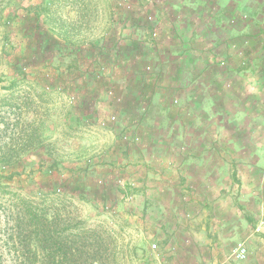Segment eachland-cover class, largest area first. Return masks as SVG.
<instances>
[{"label":"rangeland","instance_id":"rangeland-1","mask_svg":"<svg viewBox=\"0 0 264 264\" xmlns=\"http://www.w3.org/2000/svg\"><path fill=\"white\" fill-rule=\"evenodd\" d=\"M260 1L0 0V169L12 176L9 183L30 201L43 203L42 194L53 193L64 202L56 204L61 216L71 221L106 226L105 264H264V122H253L246 130L240 120L241 129L232 132L239 140L235 154L220 151L219 157L204 150L203 157L186 158L185 136L194 131L169 127L167 134H178L173 150L166 152L164 127L171 122L163 123L164 107L153 99L148 102L147 94L139 96L137 119L130 117L132 105L126 107L140 89L147 92L148 83L107 69L133 59L130 55L138 48L129 39L137 34L145 43L150 37L160 41L172 21L175 40L181 20L195 32L211 23L209 39L223 30L214 27L220 8L236 7L240 17ZM171 8L176 13L167 16ZM157 20L163 22L161 30L155 27ZM234 23L242 25L239 18ZM60 38L73 45L76 56L63 54L69 50L60 47ZM85 41H90L87 50ZM171 52L174 61L193 60ZM239 57L231 62L233 68L241 66ZM92 60L98 64L91 65ZM129 62L136 68V62ZM174 65L179 70L180 64ZM142 71L151 74L153 69ZM248 74L238 81L244 84ZM169 79L181 82L180 75ZM124 82L128 88L121 90ZM110 115L115 122L101 126ZM134 135L137 141L129 139ZM221 142L220 147L233 148ZM232 165L235 177L228 178ZM204 172L207 180L197 183ZM170 180L175 181L171 187ZM0 199V264H27L20 252L32 243L15 228L12 198L6 194ZM239 245L245 248L243 259L236 257ZM34 263L41 264L40 258Z\"/></svg>","mask_w":264,"mask_h":264},{"label":"crops","instance_id":"crops-1","mask_svg":"<svg viewBox=\"0 0 264 264\" xmlns=\"http://www.w3.org/2000/svg\"><path fill=\"white\" fill-rule=\"evenodd\" d=\"M172 11L174 10H172L171 8V11L168 13V15L166 11V15L170 16V14L172 15V13H176L175 11ZM221 11L223 12L222 14L226 13L224 12L225 10ZM255 11L258 12L257 15L254 16ZM235 12V21L237 20V18H239L240 22H242V25L240 28H238L232 20L231 25L227 26L228 33L231 39L222 38L221 34L222 32L224 33V31L221 29L220 31L222 32L216 33L214 37H211L209 35L210 38L206 39V36H203V31L206 30V23L203 24L201 31L195 32L196 29L190 26V23L183 26V21L180 20L182 24L180 26H176V30L178 31L179 29V37L173 40V33L171 30V28L173 27V23L171 24L172 21H170L168 27H166L167 34H163V37L160 40V47L154 50L151 49V41L154 39H151L150 37L148 40H151L148 43H145L139 39L140 37L137 34L135 35L136 38L134 37L132 40L129 39V42L133 45H136L138 48V51L136 53L130 55L131 57H133V59L131 60V58H128V61H122L120 65L116 64L114 66L112 64L113 68H107L109 72H114L115 74L120 73L124 77L130 76L131 74L132 76L136 75L138 76L140 83H148L147 92H142L143 90L140 89L136 94L137 97L133 95L135 97V100L130 101L127 98V100H129L130 102L126 104V107L128 106V104L132 105V113L130 114V117L132 119H137L139 117L135 116L138 112L135 107L139 109V107L141 106L140 98H142L143 95L147 94L149 96L148 102L149 100L153 99L157 101V105L161 104L164 107V112L166 113V115H164L163 123L167 122L168 120H170L171 122L172 126H166V129L164 127V132L167 131L169 127L172 128L176 127L177 125H179L180 127L183 126V129L186 130V133L188 134L194 131V135L187 134L188 136H185V144L186 146H188V151L185 153L186 158L188 156H191L190 154L196 155L197 158L203 157L204 150H206L208 154L212 153V156H214V153H216L215 156L217 157H219L220 151H223L226 156L227 154L233 155L235 154V152L233 151L235 150L234 142H239V140L237 141V138L235 137L232 138L234 136L232 132H237L239 129H241V123L239 121L242 119L244 120L243 123L245 124L244 128H246V130H251L252 125L250 124H252L253 122H264V86L251 84V75L246 76L247 79L245 80L244 84L240 86L237 85L238 74L236 73L235 69H232L231 67L232 63L235 62L237 54L230 49L231 43L233 42L232 44H234V41L236 40L233 39L234 37H236L237 32H244L248 35L260 33L259 37L261 38V43L264 42V14H262L264 13V0L256 3L254 9H250L248 7L247 11H245L246 13H244L240 17L237 16L239 14V11L235 9ZM222 17H224V15H222ZM205 20L206 19H203V22ZM155 22H157L155 27L161 30V27L163 25L162 20H157ZM139 29H141V33L144 34V31L146 29L144 27H141ZM249 39H251V41L254 40V38ZM213 40H215L214 43ZM59 42L60 44H63L60 45L63 50H69L63 53L64 55L67 54L69 56H76V52L71 50L73 45L70 42H65L64 40H61V38ZM89 42L90 41H85V43L83 44L86 50L88 49L87 45L89 44ZM192 42L193 46L197 49L195 50V53L197 55L196 61L197 63L200 62V66L198 67H195L193 65L196 64L195 57L192 56L193 60L191 58H187V56H191L193 53L191 51L194 48L190 45ZM93 43H96V41ZM183 44L187 46V52L182 53L180 58H187V62L174 61V57L169 56L172 52H169V54L168 51L179 52L183 48ZM207 44L213 46L211 51L208 53H206ZM64 45L70 47V49H67V47H64ZM96 48L98 47H95V49ZM59 53L61 54V50L59 51ZM59 53L58 55H60ZM207 54H209L210 57ZM98 55H103L102 51H99V49ZM219 60H222L221 62L223 63L226 62L227 64H229L228 69H221V67H217V65L216 68L218 69H215V62L218 61L219 63ZM129 61L136 62V68L130 67L131 63ZM90 63L91 65H93L94 63L98 64V62H94V60H92ZM175 63L180 64L179 70L174 65ZM98 66L102 67V62H100ZM209 66H214V68H210ZM151 67L153 69L151 74L143 73L142 68L148 71L149 69H151ZM176 75H180L181 77V82L178 85L170 81L171 79L167 80L168 76L174 77ZM157 76L159 78H157ZM126 83L124 82L125 85L123 84V86H121V90L128 88L126 86ZM239 92L250 94L252 93V95L255 93L256 94L253 95L254 100L247 99L245 101L238 99ZM258 93H261L263 97H257ZM125 96L127 95L125 94L124 97ZM176 97H178L179 99H174ZM175 103H177L178 105L176 106ZM178 107L181 109L180 111H178L177 113H171L173 108L177 109ZM126 112H128L127 108ZM161 124L162 122H160L158 125L160 126ZM165 134L166 137L164 138V140H166V152L167 150L168 152H171L173 150L172 140L174 136L178 134V132L174 130L171 134H167L166 132ZM205 136H207V142L204 140ZM244 138L245 137L241 139V142L245 144L246 141H244ZM222 139L225 140L226 143L230 142V144L233 145V148L230 146L229 147L232 149L228 147H220ZM193 141H196V143L194 144ZM247 147L248 146L245 145L244 148ZM180 164L181 166L185 167L186 161L182 160ZM170 167H174V164L172 162ZM227 171L229 172L228 178H231V175L235 177V169L233 165L232 167H228ZM202 175L203 177L198 179L197 183H199V180H207L205 178L206 173L204 172ZM168 183L171 187L172 184H175V181L170 180L168 181ZM176 187L178 188L177 184L173 186V188L175 189Z\"/></svg>","mask_w":264,"mask_h":264},{"label":"trees","instance_id":"trees-1","mask_svg":"<svg viewBox=\"0 0 264 264\" xmlns=\"http://www.w3.org/2000/svg\"><path fill=\"white\" fill-rule=\"evenodd\" d=\"M202 6H199V8H202ZM225 9L220 8L216 11L215 14L218 16V19H215L216 26L214 27L221 25L220 28L224 30V33L222 32L221 34L222 38L231 39L227 26L231 25L232 20L234 23L236 19V7ZM204 10L206 11L207 9ZM221 10H225L224 12L228 13L229 16L225 17L226 13L222 14ZM209 25L211 23L207 22L206 30L208 32L211 31ZM206 30L203 31L205 34L203 36H207ZM176 33L179 37V33ZM259 34L248 35L244 32H237L236 37L233 39L236 40L234 44H232L233 42L231 43L230 49L240 56L241 66L233 68L231 65V67L236 72L238 71L237 69L240 70L238 71L239 73L237 72L239 77L242 78L244 73L248 72V75H251L259 86H264V48H259V50L256 48L258 45L264 47V44L261 45ZM240 38L241 40L237 41ZM249 38H254V40L251 41ZM158 40L159 38L151 41V49L154 50L160 47L161 41ZM148 42L147 40L146 43ZM237 43L239 46H237ZM190 45L194 48L191 51L193 53L190 57H197L195 53L197 49L193 46V42ZM211 47H206V53L211 51ZM186 48L187 46L183 44V48L178 52L177 56H181L182 53L187 52ZM238 49L240 50L238 51ZM221 61L219 60V63L218 61L215 62V69H218L216 65L217 67L228 69L229 64ZM209 67L214 68V66ZM157 78L159 77L157 76ZM20 79H18V82L23 81V79ZM237 85L240 86L242 84L237 81ZM238 94V99L245 101L247 99L254 100L253 95L255 94L243 92H239ZM259 96L263 97L261 93L257 97ZM21 170L23 169L21 168ZM6 173V170L0 169V198L6 194L12 198L10 200L9 211L16 221L15 228L19 230L18 234L23 240L26 239L29 243H32L23 252H20L25 260H29L26 261L28 262L27 264H36L34 263L36 258H40L41 264H105L101 260L108 254L104 238V228L106 226L104 227L103 224L87 225L83 220L71 221L69 217L61 216L56 205L60 202V199L56 198L53 193H43L42 196L45 197L43 203L30 201L22 197L21 193L17 192L18 186L9 183L13 179L12 176L10 173L5 175ZM17 174L21 175L22 172H18ZM1 201L2 199H0ZM60 203L64 205V202Z\"/></svg>","mask_w":264,"mask_h":264},{"label":"built area","instance_id":"built-area-1","mask_svg":"<svg viewBox=\"0 0 264 264\" xmlns=\"http://www.w3.org/2000/svg\"><path fill=\"white\" fill-rule=\"evenodd\" d=\"M148 20H153V17L152 16H148L147 17ZM152 34V37H156L157 36V31L156 30H153V32L151 33ZM148 69V67H147ZM116 120V117L115 115H110V116H107L105 119H102L100 121V125L103 126V127H107L108 126V123H114ZM124 135V136H123ZM123 138H127L125 134H123ZM129 139L131 141H137L138 140V137L137 136H133V137H129ZM156 248V243H152L151 245V250L155 249ZM236 257L238 259H243L245 257V248L241 245H239L237 248H236Z\"/></svg>","mask_w":264,"mask_h":264}]
</instances>
